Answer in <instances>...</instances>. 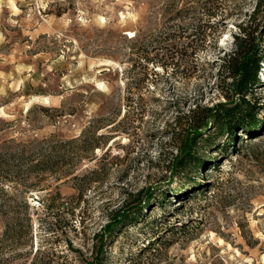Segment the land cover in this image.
Listing matches in <instances>:
<instances>
[{
    "label": "rangeland",
    "instance_id": "1",
    "mask_svg": "<svg viewBox=\"0 0 264 264\" xmlns=\"http://www.w3.org/2000/svg\"><path fill=\"white\" fill-rule=\"evenodd\" d=\"M263 15L264 0H0V264L36 248L87 264L132 207L102 264H264V121L236 151L201 142L198 175L171 163L188 111L224 99L238 24ZM252 98L264 120V61Z\"/></svg>",
    "mask_w": 264,
    "mask_h": 264
},
{
    "label": "trees",
    "instance_id": "2",
    "mask_svg": "<svg viewBox=\"0 0 264 264\" xmlns=\"http://www.w3.org/2000/svg\"><path fill=\"white\" fill-rule=\"evenodd\" d=\"M239 33L235 35V47L222 56L220 70L221 80L229 79L224 91L223 100L211 105L196 104L185 115L184 134L177 146V153L172 159V170L175 174L184 175L194 171L201 172L204 158L198 154L197 148L201 142L212 144L216 137H222L220 148L235 150L238 136H253L262 130L263 117L261 107L252 98L254 88L259 84V71L264 61V15L260 23L238 24ZM214 130V133L211 131ZM240 133V134H239ZM257 144H249L251 152ZM250 153V152H249ZM49 160V159H48ZM47 159L30 163L28 170L32 171ZM215 166V164H212ZM152 193H149L151 196ZM0 211H1V155H0ZM140 213L136 207L114 211L110 219L94 234L96 250L92 261L87 264H102L105 245L115 235L118 226L130 223ZM59 256L52 250L36 248L33 258L28 264H69L59 261Z\"/></svg>",
    "mask_w": 264,
    "mask_h": 264
}]
</instances>
